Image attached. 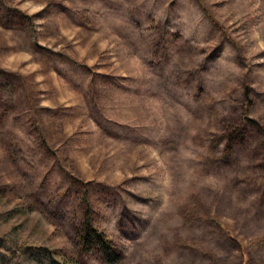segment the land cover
I'll return each instance as SVG.
<instances>
[{"label": "rangeland", "instance_id": "rangeland-1", "mask_svg": "<svg viewBox=\"0 0 264 264\" xmlns=\"http://www.w3.org/2000/svg\"><path fill=\"white\" fill-rule=\"evenodd\" d=\"M263 178L264 0H0V264H264Z\"/></svg>", "mask_w": 264, "mask_h": 264}, {"label": "trees", "instance_id": "trees-1", "mask_svg": "<svg viewBox=\"0 0 264 264\" xmlns=\"http://www.w3.org/2000/svg\"><path fill=\"white\" fill-rule=\"evenodd\" d=\"M248 87L249 86H246L245 90H244L245 99H248V96H249ZM261 182H264V178L262 179ZM85 223H86L85 224L86 229L84 231L83 238L85 240H90V243L92 242V240L95 242V244L102 251L103 258L106 262L112 263V262H115L117 260H120L121 259L120 253H118L114 250L113 246L105 239L102 232H99L95 228L92 227L90 220L88 219L87 216H86ZM47 251L48 252L50 251V253H51L50 264H68L64 260H60L59 257H55L51 250L48 249Z\"/></svg>", "mask_w": 264, "mask_h": 264}]
</instances>
